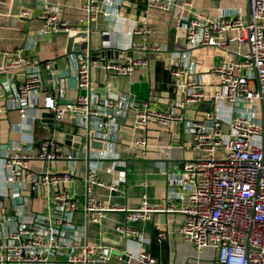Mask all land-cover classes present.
Here are the masks:
<instances>
[{"label":"built area","instance_id":"2783aa9c","mask_svg":"<svg viewBox=\"0 0 264 264\" xmlns=\"http://www.w3.org/2000/svg\"><path fill=\"white\" fill-rule=\"evenodd\" d=\"M146 2L147 8L168 12L180 9L177 22L185 28L187 49L179 51L174 62L168 65L175 96L171 98L152 92L147 98H139L122 92L101 97L93 91L92 67L128 77L138 68L150 66V52L165 51L164 46L152 39L157 29L147 21H140L128 32L131 41L127 49L133 51L132 56L92 60L78 53L75 57L77 85L87 92L78 94L74 100L54 103L49 110L56 121L71 122L102 141L103 148L100 149L104 150L99 152V157H110L104 154L105 150H114L109 140L113 143L126 132L136 134L135 142L145 150L147 140L143 131L151 122L167 126L182 121L186 122L185 130L191 135L182 147H193L195 154L171 179L172 185L178 188L179 204L167 199L152 203L143 198L140 205L130 208L99 201L91 193L93 185L114 191L118 187L98 179L95 170L90 169L86 175L85 201L89 218L98 222L106 212H125V221L116 225V230L140 241L139 249L129 256L127 264H162L141 244L144 238L140 226L134 223L147 222L156 214L174 211L183 214L175 233L194 251L183 264H264V136L261 121L264 0H249V17L243 9L236 7L217 14L201 11L193 0ZM122 3L123 0H87L84 6L88 22L97 21L101 15L115 19L108 31L116 32V19L120 15L114 12L111 4L119 9ZM31 11L21 5L17 15L30 17ZM36 17L45 22L42 29L45 34L75 35L89 31L84 27H73L60 14L59 4L47 5ZM94 31L92 28L91 32ZM244 45L247 49H243ZM201 46L235 54L232 59L224 56L211 69L218 85L211 93L207 92L206 83L190 57V49ZM26 63L23 54L18 53L5 63V67H21ZM52 66L51 61L44 63L47 71H52ZM41 85L42 72L38 66L27 70L22 82L10 85L22 118L34 105V95ZM199 104L206 107L201 115L187 118L185 111ZM130 109L134 113L133 122L130 125L119 123ZM76 158L75 149L65 148L64 143L53 136L8 150L4 166L14 191L12 195L38 186L50 189L52 194L48 211L41 214L25 212L26 197L12 200L9 208L0 202V264H56L54 258L57 256L65 257L71 264H120L122 256L111 261L109 248L84 241L73 221L78 203L75 192L68 186L76 182L77 176L68 170L48 168L38 171L31 167L33 160L49 163ZM160 237H166V233L162 231Z\"/></svg>","mask_w":264,"mask_h":264},{"label":"crops","instance_id":"0c3cea01","mask_svg":"<svg viewBox=\"0 0 264 264\" xmlns=\"http://www.w3.org/2000/svg\"><path fill=\"white\" fill-rule=\"evenodd\" d=\"M86 1L36 0L34 8L30 10L37 15L47 5L59 4L60 14L68 19L73 27L85 28L88 27V12L84 6ZM193 1L197 9L211 14L236 7L243 9L247 15L248 0ZM111 7L120 15L119 19H116V32L108 31L109 25L115 22V19L101 15L97 21L92 22V28L95 29L92 33V47H106L109 52L106 51V54L102 51L100 57L103 54L105 59H114L129 52L127 48L131 35L128 32L140 21H147L157 29L152 39L166 49L161 55L150 52V66L138 68L128 77H120L92 67L93 91L101 97L126 92L139 98H147L153 92L173 98L175 91L171 86L168 65L174 62L179 51L187 49L185 28L177 22L180 9L168 12L147 8L146 0H123L119 9H116L115 4H111ZM17 14L13 8V0H0V202L9 208L12 200L26 197V213L41 214L48 211L52 191L38 186L26 188L13 196L14 191L11 190L4 164L5 156L11 148L22 144L29 146L33 141L53 136L63 142L65 148L75 149L78 158L49 163L33 160L31 167L38 171L48 168L68 170L77 176L76 182L68 186V189L75 192L77 197L78 208L74 211L73 221L79 227L82 239L93 245L109 248L112 253L111 261H117V257L122 256L121 261L118 260L119 263L127 264L129 256L139 249L140 241L135 236L128 237L116 230V225L125 221L126 215L123 211L106 212L98 222L89 218L85 209L86 175L90 169L95 170L98 179L117 185L118 189L115 191L105 186H92V195L102 202L126 205L130 208L140 205L143 198L152 203L167 199L171 203L179 204L176 193L178 188L172 185L171 179L181 170L183 163L195 154L193 147H182L184 142L190 140L185 130L186 122L171 123L167 126L151 122L143 131L147 140L145 150L135 142L136 134L126 132L113 143L109 140L114 150H105L104 154L110 157H99V152L104 150L100 149L103 148L102 141L95 138L88 141L85 129L77 128L71 122L56 121L49 110L54 103L74 100L78 94L87 92V89H79L77 85L75 57L78 53L66 54L71 34H45L42 32L45 26L43 20L33 14L26 18ZM120 47L126 49L121 50ZM233 48H236V45H233ZM243 49H247V46L244 45ZM18 53L23 54L27 63L21 67L6 68L5 63ZM224 56L232 59L235 54L224 53L223 50L209 46L190 49V57L195 63L196 71L206 83L209 93L218 86L211 69L218 65ZM46 61L52 62V71H47L44 67ZM36 66L42 72V85L34 95V105L29 108L26 117L22 118L10 85L22 82L26 71ZM192 108L185 111L187 118L195 114L201 115L206 109L203 104ZM133 119L134 113L130 109L125 119L119 120V123L130 125ZM105 146L108 147L106 144ZM182 218L181 212L174 211L156 214L147 222L134 223L135 226H140L144 238L141 244L153 252L162 264H183L186 257L194 253L191 245L175 233ZM162 231L166 233L164 238L160 237ZM54 259L56 264H71L65 257L57 256Z\"/></svg>","mask_w":264,"mask_h":264},{"label":"water","instance_id":"95a60500","mask_svg":"<svg viewBox=\"0 0 264 264\" xmlns=\"http://www.w3.org/2000/svg\"><path fill=\"white\" fill-rule=\"evenodd\" d=\"M248 3H249V0H248ZM35 4H36V0H13V8L17 12H18L21 5L33 9ZM247 17H249L248 5H247ZM87 24H88L87 25L88 27H85V28H87L89 30L88 32L83 31V32L75 34V35H70V37L68 38L66 54L69 55V54H73V53L77 52L79 54L86 55L87 57H89V59H92V60H104L105 56H103V54H102L103 57L102 56L100 57V53L102 51L108 52V49L106 50L105 49L106 47H101L98 49H95L92 47V40H91L92 39V32H91L92 22L89 21ZM77 38L78 39L81 38L80 41H77ZM77 44H80V45H78L79 48H76ZM83 44H84V46H83ZM107 52H106V54H107ZM132 54H133V51L130 50L129 52H125L124 56H132ZM156 55H161V53H159V54L157 53ZM261 105H262L261 121H262L263 136H264V103H263V101H261ZM51 115H52V117H54L53 113H51ZM92 138H94L93 133L89 132L87 134V140L91 141Z\"/></svg>","mask_w":264,"mask_h":264},{"label":"rangeland","instance_id":"374dc122","mask_svg":"<svg viewBox=\"0 0 264 264\" xmlns=\"http://www.w3.org/2000/svg\"><path fill=\"white\" fill-rule=\"evenodd\" d=\"M80 39H81V38H80ZM80 39H78V38H77V41H80ZM78 45H80V44H77V45H76V48H79V46H78ZM83 46H84V44H83ZM189 138H191V135L189 136ZM190 254H193V252H192V253H190Z\"/></svg>","mask_w":264,"mask_h":264},{"label":"trees","instance_id":"16d2710c","mask_svg":"<svg viewBox=\"0 0 264 264\" xmlns=\"http://www.w3.org/2000/svg\"><path fill=\"white\" fill-rule=\"evenodd\" d=\"M153 253V252H152ZM154 254V253H153ZM155 255V254H154Z\"/></svg>","mask_w":264,"mask_h":264}]
</instances>
